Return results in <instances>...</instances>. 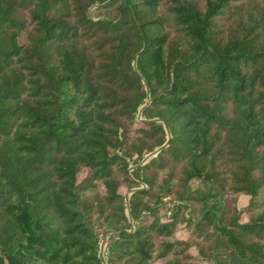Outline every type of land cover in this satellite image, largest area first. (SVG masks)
<instances>
[{
	"label": "trees",
	"instance_id": "obj_1",
	"mask_svg": "<svg viewBox=\"0 0 264 264\" xmlns=\"http://www.w3.org/2000/svg\"><path fill=\"white\" fill-rule=\"evenodd\" d=\"M0 264H264V0H0Z\"/></svg>",
	"mask_w": 264,
	"mask_h": 264
}]
</instances>
